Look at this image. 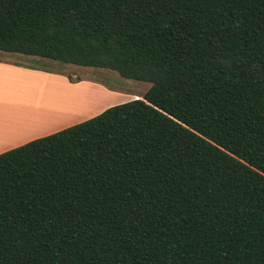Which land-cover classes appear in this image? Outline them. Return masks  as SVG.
<instances>
[{
  "label": "trees",
  "instance_id": "obj_1",
  "mask_svg": "<svg viewBox=\"0 0 264 264\" xmlns=\"http://www.w3.org/2000/svg\"><path fill=\"white\" fill-rule=\"evenodd\" d=\"M0 51L149 83L0 153V264H264V0H0Z\"/></svg>",
  "mask_w": 264,
  "mask_h": 264
},
{
  "label": "crops",
  "instance_id": "obj_2",
  "mask_svg": "<svg viewBox=\"0 0 264 264\" xmlns=\"http://www.w3.org/2000/svg\"><path fill=\"white\" fill-rule=\"evenodd\" d=\"M2 54L15 53L0 51V55ZM28 64L0 57V153L87 119L104 108L118 103L117 101L106 102L91 114L86 113L80 118L73 116L75 119L71 118L64 122L57 118L56 114L47 113L55 111L53 109L58 107L59 102L61 104L62 95L57 89L55 90V86L46 90L45 86L41 88V84L44 85L48 81L59 84L60 87H73L79 84L81 79L70 81L59 71ZM87 84L100 90L101 96L114 93L113 90L103 87L95 80L87 81ZM31 86L38 88L31 91ZM69 101H72V106L75 105L73 100Z\"/></svg>",
  "mask_w": 264,
  "mask_h": 264
},
{
  "label": "rangeland",
  "instance_id": "obj_3",
  "mask_svg": "<svg viewBox=\"0 0 264 264\" xmlns=\"http://www.w3.org/2000/svg\"><path fill=\"white\" fill-rule=\"evenodd\" d=\"M0 57L1 59L12 60L20 63H29L28 65H33L47 70L59 71L67 76L70 81H78L81 79V82L79 84H75L73 87H60L59 84L49 83L48 81L45 82L44 85L41 84V88L45 86L46 90H48L51 86H55V90L57 89V91L62 95L63 101L61 104L59 102L58 107L53 109L55 111H48L47 113L56 114L57 118H60V120L64 122L74 117H83L86 113L91 114L95 112L99 106L105 104L106 102L117 101L120 103L139 97L149 86L148 82L124 78L118 75L115 71L106 68L72 65L56 60L36 56H26L18 53L2 54ZM92 80L97 81L105 88H110L114 91V93L107 96H101L102 94L100 90L87 84V81ZM35 88L38 87L33 86L30 90ZM69 100H73L75 105L72 106V101Z\"/></svg>",
  "mask_w": 264,
  "mask_h": 264
},
{
  "label": "bare ground",
  "instance_id": "obj_4",
  "mask_svg": "<svg viewBox=\"0 0 264 264\" xmlns=\"http://www.w3.org/2000/svg\"><path fill=\"white\" fill-rule=\"evenodd\" d=\"M50 98V97H49ZM69 104V103H68ZM64 109V108H63ZM28 115V114H27ZM66 115V114H65ZM50 120V119H49Z\"/></svg>",
  "mask_w": 264,
  "mask_h": 264
}]
</instances>
